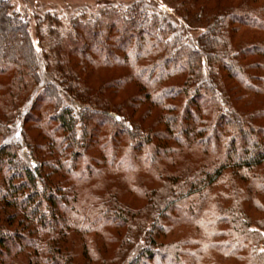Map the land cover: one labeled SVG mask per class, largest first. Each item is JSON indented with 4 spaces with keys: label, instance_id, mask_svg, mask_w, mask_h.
Instances as JSON below:
<instances>
[{
    "label": "trees",
    "instance_id": "obj_1",
    "mask_svg": "<svg viewBox=\"0 0 264 264\" xmlns=\"http://www.w3.org/2000/svg\"><path fill=\"white\" fill-rule=\"evenodd\" d=\"M210 1L76 7L46 48L0 0V264H264V0ZM110 168L128 199L74 184Z\"/></svg>",
    "mask_w": 264,
    "mask_h": 264
},
{
    "label": "rangeland",
    "instance_id": "obj_2",
    "mask_svg": "<svg viewBox=\"0 0 264 264\" xmlns=\"http://www.w3.org/2000/svg\"><path fill=\"white\" fill-rule=\"evenodd\" d=\"M133 0H12L15 8L20 11L22 14L26 12V9L28 8L31 11V34L36 42V44L44 46L48 48L53 42L54 38L56 36L53 35V32L51 30V26H55L54 22H60V25H62V28L66 25V18L68 17V14L76 7L81 6H90L92 8H99L102 4H106L108 2H124L128 3ZM156 4H160L165 10L167 9L164 5L166 0H151ZM223 2L227 3L229 0H222ZM217 0H211L210 4L214 6L216 4ZM48 12L51 14L48 20L45 19V14ZM35 13H39L42 17H44L41 21H38L33 15ZM56 17V18H52ZM53 19H55L53 21ZM59 27V26H58ZM103 70V69H102ZM128 70L126 67H109L106 70L101 71L100 68L96 72V74H100L101 72L106 71L107 77L111 78L114 73L117 72H123L125 73ZM14 72L11 70L9 72H6L2 75H0V78L4 79H10L13 76ZM137 82L130 80L124 83L120 89H110L108 91V94H110L111 97H113L116 100L121 99L120 96L126 95L128 92H134L137 90ZM263 97V96H262ZM255 105V104H254ZM138 111L139 114H144L148 110L149 103L144 101L140 104H138ZM159 110H155L147 115V121L153 122L156 119V115L158 114ZM30 128L32 129L33 134H38L39 130L37 128V125L34 123L29 124ZM96 150V149H95ZM202 155V150L198 147H189L185 146L182 147L178 152L176 153V157L174 158L175 161L171 162L170 157L164 158L161 161L162 167L166 169H172L174 167H182L186 162H192L195 163L198 161V158H200ZM130 172V171H129ZM230 174L229 170L224 173V177H227ZM117 173L114 172V170L110 169H104L101 174H95L93 175L92 179L86 183H79L78 181L74 182V184L78 187L79 192L87 196V194H90L91 191L95 190L98 194H103L108 191V189H117L120 193V197L122 199H128V190L130 189V186L128 185V181L126 178H120L116 177ZM100 179V180H98ZM99 184H102L99 187ZM98 187V188H97ZM107 190V191H106ZM141 199V198H140ZM142 202H138V204H142ZM120 228L118 227H111L108 231L112 232L114 235L113 237L116 238V233L119 232ZM138 233H134L133 236L137 235ZM106 237H101L99 245H102L101 249H106V251H103L105 255L108 258H113L117 243L116 239L112 242L105 241ZM106 242V243H105ZM104 246V247H103ZM82 264H90V263H82ZM97 264V263H93ZM121 264H126V260L121 262Z\"/></svg>",
    "mask_w": 264,
    "mask_h": 264
}]
</instances>
